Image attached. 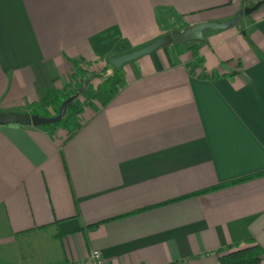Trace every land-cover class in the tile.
Returning a JSON list of instances; mask_svg holds the SVG:
<instances>
[{"label":"crops","instance_id":"obj_1","mask_svg":"<svg viewBox=\"0 0 264 264\" xmlns=\"http://www.w3.org/2000/svg\"><path fill=\"white\" fill-rule=\"evenodd\" d=\"M257 3L208 43L171 42L124 65L117 94L100 91L71 137L0 126V261L92 264L97 250L105 264H219L251 245L264 253V0H0V111L21 114L67 88L74 63L92 77L165 38L170 21L179 33Z\"/></svg>","mask_w":264,"mask_h":264},{"label":"trees","instance_id":"obj_2","mask_svg":"<svg viewBox=\"0 0 264 264\" xmlns=\"http://www.w3.org/2000/svg\"><path fill=\"white\" fill-rule=\"evenodd\" d=\"M172 47H175L172 45ZM177 47V46H176ZM198 58L197 51L194 52ZM199 59V58H198ZM107 71L110 73L102 76ZM96 77L99 80V85L94 87L88 78L90 73L83 69L80 64L74 63V71L71 76V84L60 91H52L46 98L38 103L31 105L28 109L30 115L49 118L56 116L59 112L61 104L74 95L86 82V89L83 94L79 95L66 109L64 118L57 124L44 126L43 128L53 134L56 130H65L67 136L71 137L82 125L81 115L85 108H93L95 100L98 98V93L102 91L109 98L114 97L121 85V69H115L110 66L108 61ZM74 84H77L73 88ZM72 89V90H71ZM264 258V253L257 245H251L246 248L235 251L226 252L219 256V264H259Z\"/></svg>","mask_w":264,"mask_h":264},{"label":"water","instance_id":"obj_3","mask_svg":"<svg viewBox=\"0 0 264 264\" xmlns=\"http://www.w3.org/2000/svg\"><path fill=\"white\" fill-rule=\"evenodd\" d=\"M262 3H257L253 7L245 8L243 12L238 13L232 21L222 23V24H214V23H203L194 25L191 28L186 29L182 33H174L172 35V43L174 45H181L189 42H202L204 41V32L206 30H225L230 26H238L242 16H249L253 12H255ZM166 44L165 39H158L146 47L132 51L131 53L120 55L115 58H109L108 63L111 67L115 69H121L124 65L139 60L140 58L150 55L159 48L163 47ZM86 89V82H84L83 86L77 91L76 94L66 99L60 106L59 112L56 116H52L49 118L39 117L35 115H30L29 113H15L8 112L3 113L0 111V126H10V125H18L22 127H44L48 125H54L59 123L65 116L67 107L78 98L79 95L83 94Z\"/></svg>","mask_w":264,"mask_h":264},{"label":"rangeland","instance_id":"obj_4","mask_svg":"<svg viewBox=\"0 0 264 264\" xmlns=\"http://www.w3.org/2000/svg\"><path fill=\"white\" fill-rule=\"evenodd\" d=\"M262 8V7H261ZM260 8V9H261ZM247 19V16H244L243 15V17H242V19H241V23H240V26L239 27H242V26H244V24H245V22L247 21L246 20ZM173 23H176V22H173V21H170V23H169V25L167 26V31H166V33H165V35H166V37L165 38H163V39H165L166 40V44L165 45H170L171 44V42H172V31L173 30H171L170 28H171V24H173ZM170 27V28H169ZM180 29V31H178L179 33L181 32H184L185 30H184V28H179ZM179 29H177V30H179ZM227 29H229V31H233V30H235V29H237V26H230L229 28H227ZM226 31V30H225ZM224 30H206L205 32H204V41H202V42H189V43H197V44H202V43H208L207 41H208V37H209V34H220V33H223V32H225ZM174 32H176V31H174ZM189 43H185V44H182V45H188ZM164 45V46H165ZM105 66V65H104ZM110 73V71H107L105 74H102V76H106V75H108ZM95 76H92V77H96V74H94ZM91 75H90V77L88 78V82H91ZM97 78V77H96ZM98 79V78H97ZM93 81V80H92ZM4 262V260H1L0 261V264H4L3 263Z\"/></svg>","mask_w":264,"mask_h":264},{"label":"built area","instance_id":"obj_5","mask_svg":"<svg viewBox=\"0 0 264 264\" xmlns=\"http://www.w3.org/2000/svg\"><path fill=\"white\" fill-rule=\"evenodd\" d=\"M89 260L92 264H105L102 253L97 250H91Z\"/></svg>","mask_w":264,"mask_h":264}]
</instances>
